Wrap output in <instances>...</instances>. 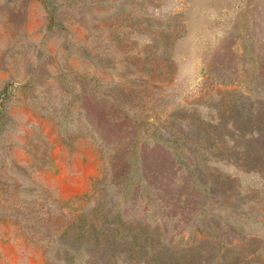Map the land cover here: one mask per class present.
<instances>
[{"label":"rangeland","instance_id":"obj_1","mask_svg":"<svg viewBox=\"0 0 264 264\" xmlns=\"http://www.w3.org/2000/svg\"><path fill=\"white\" fill-rule=\"evenodd\" d=\"M257 49L264 0H0V264H264Z\"/></svg>","mask_w":264,"mask_h":264},{"label":"trees","instance_id":"obj_2","mask_svg":"<svg viewBox=\"0 0 264 264\" xmlns=\"http://www.w3.org/2000/svg\"><path fill=\"white\" fill-rule=\"evenodd\" d=\"M222 47L223 49H218L221 52H223V56L225 57V59L223 60L224 63L227 64H236V53L233 50V44L231 41L227 40V36L223 35L219 40H218V48ZM257 54H258V59H259V73L260 75H264V49H257ZM218 64V63H217ZM260 85V83H259ZM262 86L264 87V84H262ZM261 87V85H260ZM264 89V88H263ZM158 256H154L153 257V262L154 264H194V261H185L184 262H180V261H172V259L170 261H168L167 263H163L161 260L158 261ZM174 260V259H173Z\"/></svg>","mask_w":264,"mask_h":264}]
</instances>
